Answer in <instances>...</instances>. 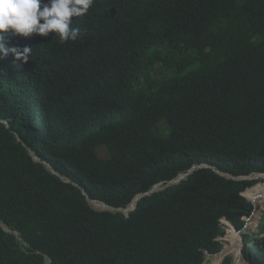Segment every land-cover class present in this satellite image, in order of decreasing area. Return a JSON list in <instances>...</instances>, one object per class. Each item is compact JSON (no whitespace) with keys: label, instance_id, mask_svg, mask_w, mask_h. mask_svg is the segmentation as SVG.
Returning a JSON list of instances; mask_svg holds the SVG:
<instances>
[{"label":"trees","instance_id":"1","mask_svg":"<svg viewBox=\"0 0 264 264\" xmlns=\"http://www.w3.org/2000/svg\"><path fill=\"white\" fill-rule=\"evenodd\" d=\"M97 1L85 39L10 33L7 47L37 38L36 52L26 66L0 56V264H204L221 219L240 231L253 211L242 193L256 181L238 178L264 173V0ZM10 112L72 183L16 141ZM199 165L128 216L87 200L127 208ZM243 240L264 264V216Z\"/></svg>","mask_w":264,"mask_h":264},{"label":"clouds","instance_id":"2","mask_svg":"<svg viewBox=\"0 0 264 264\" xmlns=\"http://www.w3.org/2000/svg\"><path fill=\"white\" fill-rule=\"evenodd\" d=\"M97 7H99V3L97 0H0V56L7 57L9 53H11L17 61H20V60L24 61L25 66H26V65H29L31 62L29 56L32 53L35 54L36 52L35 43L38 42L37 38L31 42L30 48L24 47L23 49H20L18 47H11V48L7 47L6 42L8 40V36L10 33L23 36V37H29L33 34L40 35V36H46L48 40L53 39L57 41L59 44H64L65 42L69 40L76 41L78 38L85 39L83 36V33H81V29L77 26L81 24L82 21L84 22V20L87 19V17ZM33 82L36 86L37 94L39 95L41 101H43L44 96L41 95V92H40L41 86L39 82L35 79H33ZM43 105L48 110L47 104L45 102H43ZM16 119L21 122V119L19 118L17 114L13 115L12 112L8 113L6 124L11 131V135L16 139V141L17 142L19 141L21 146L28 152V154L31 157H33L35 161L43 163L46 169L50 171L53 175L58 176L62 182L72 183V179L70 177H65L61 175L58 171L53 169L50 163L40 160L33 146H31L27 142L26 139L22 138L21 131H19L20 127L16 125ZM159 123H164V122L161 121ZM198 168H211V167L208 165L194 166L187 173L180 174L178 177H176L175 179L167 183H162V182L158 183L150 191L138 194L127 208H114V207L107 205L106 203L102 201L92 200L90 198H87V200L92 208H93L92 204L95 201L104 203L108 207L105 210H97V211H113V212L121 211L126 216H128L129 212L135 210L136 207L129 212H125V210L128 209L132 204H134L137 198L140 197V199L137 201V204H138V202L144 196L150 195L154 192H158L168 186L179 184L181 181L185 180L189 174H191L195 169H198ZM216 172L223 176L236 179L232 176H229L228 174H222L219 171H216ZM254 175H257V177L254 178L253 177ZM238 179L255 180L256 183L253 186L247 188V189H250L256 186L257 184H259L260 182L264 181V173L255 172L251 174L250 176H242ZM178 180L180 181L174 184V182ZM74 184L78 185L76 183ZM158 186H163V187H161L159 190H156ZM247 189L245 191H247ZM244 192L242 193V195L252 204V201L249 200L244 195ZM252 206H253V211L251 212V215L245 216V218H243L245 221V226L250 225L249 222L252 219L251 216L254 212V205L252 204ZM255 207L257 208V211H258V205H256V203H255ZM93 209L96 210L95 208ZM254 216L255 215H253L252 217L254 218ZM248 218H251V219L248 220ZM224 222H226L227 224L228 222L229 223L231 222L226 217L221 219V227L225 235V230L223 227ZM1 226L5 231L13 232L10 228L6 227L3 223L1 224ZM245 226L242 230H240V231H243V233L246 229H248V226L247 227ZM234 229L238 233L239 230H237L235 226H234ZM243 233H242V237H243ZM222 237L223 235L217 238V240L221 243H223ZM239 240H240V235H239ZM242 243H243V246H242V251H243L244 240L242 241ZM220 253L224 254V247ZM220 253L211 255L206 252L207 257H206L204 264L208 263L207 258L209 256L215 257V256L220 255ZM242 258H243V253H242ZM246 263L249 264L248 262Z\"/></svg>","mask_w":264,"mask_h":264},{"label":"rangeland","instance_id":"3","mask_svg":"<svg viewBox=\"0 0 264 264\" xmlns=\"http://www.w3.org/2000/svg\"><path fill=\"white\" fill-rule=\"evenodd\" d=\"M165 128V124L164 123H159L158 125H157V129H160V130H163ZM254 178H256L257 177V175H254L253 176ZM263 180V179H262ZM259 184H264V181H262V182H260ZM161 187H163V186H158L157 188H156V190H159ZM245 193V192H244ZM95 202H97V201H95ZM93 205V204H92ZM93 208H95L96 210H105L104 208H102V209H100V208H98V207H94V205H93ZM263 215H264V205L262 204H258V211L256 212V214H255V216H254V218H252L251 220H250V225L248 226V229H246L245 231H244V233H247V234H255V233H257L258 232V229H259V223L261 222V218L263 217ZM229 224V225H228ZM228 224L226 223V222H224V224H223V227H224V230H225V235H223V237H222V240H223V247H224V254H222V253H220V255H218V256H209L208 258H207V262H208V264H216V262L217 261H219V259H220V262H219V264H221L222 263V261H223V259H225L227 256L228 257H232L233 258V260H235V259H240V257L242 258V256H241V254H240V257H239V255H238V257H237V255L235 254V253H233L232 251L230 252L229 250H227L228 248L227 247H231V246H233L234 244H232L231 242V240H227V239H229L228 237H230L231 236V238H232V235L230 234V231H231V226L233 227V229H234V226L231 224V223H229L228 222ZM235 230V229H234ZM236 231V230H235ZM243 233V234H244ZM228 235V236H227ZM235 241H237V244H236V250H237V248H238V244H240L241 243V241L239 240V234L237 233V235L235 236V239H234ZM227 241V242H226ZM242 246H243V243H241V248H242ZM230 252V253H229ZM240 252V251H239ZM232 253V254H231ZM242 260H243V258H242ZM243 262L245 263V264H247L244 260H243Z\"/></svg>","mask_w":264,"mask_h":264},{"label":"bare ground","instance_id":"4","mask_svg":"<svg viewBox=\"0 0 264 264\" xmlns=\"http://www.w3.org/2000/svg\"><path fill=\"white\" fill-rule=\"evenodd\" d=\"M167 18H168V16H165L164 17V19H167ZM244 195H245V193H244ZM247 198L249 200H251V201H255L256 205H258V204H261V205L263 204L264 205V184H257L253 188L247 189ZM93 205L95 207L100 208V209H102V208H104V209L108 208L104 203H101V202H94ZM230 229H231L230 234L232 235V238L230 236V237H228L229 239H227V240H231L232 241L231 243L234 244V245L231 246V247H227L228 248L227 250H229L230 252L232 251L238 257V255L240 254V252H239L240 251V244H238V248L236 250L235 248H236L237 241L234 240L235 239V236L237 235V232L233 229L232 226H231ZM219 262H220V259H219V261L216 262V264H219ZM240 264H245L243 262L242 258H241Z\"/></svg>","mask_w":264,"mask_h":264},{"label":"water","instance_id":"5","mask_svg":"<svg viewBox=\"0 0 264 264\" xmlns=\"http://www.w3.org/2000/svg\"><path fill=\"white\" fill-rule=\"evenodd\" d=\"M181 179V178H180ZM180 180H178V181H176V182H174V184L175 183H178ZM143 196V195H142ZM141 196V197H142ZM140 199V197L139 198H137L136 200H135V203L134 204H132L128 209H126L125 210V212H129V211H131V210H133L135 207H136V205H137V201ZM252 204L254 205V212H253V214H252V216L253 215H255V212L257 211V208L255 207V201H252ZM251 216V218H253ZM251 218H248V220H250ZM248 225H246L245 227H247ZM238 233H239V235H240V241H241V243H242V241H243V237H242V233H243V231H238ZM241 243H240V254H241V256H242V248H241ZM240 254H239V257H240ZM240 261H241V258L240 259H236V260H233V264H240Z\"/></svg>","mask_w":264,"mask_h":264}]
</instances>
